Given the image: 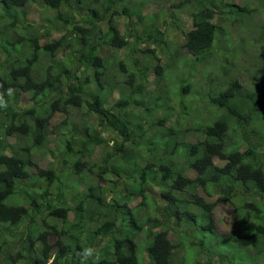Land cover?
<instances>
[{
  "label": "trees",
  "instance_id": "trees-1",
  "mask_svg": "<svg viewBox=\"0 0 264 264\" xmlns=\"http://www.w3.org/2000/svg\"><path fill=\"white\" fill-rule=\"evenodd\" d=\"M148 1H157L167 14L157 24L151 13V25L140 30L148 21L143 13ZM133 2L0 0V54H5L0 94L7 105L0 107V256L7 254L0 264H80L79 253L89 246L99 251L97 264H141V248L147 264H264V90L205 71L210 81L202 91L190 76L223 37L228 51L221 53L219 69L229 73L234 44H226V28L214 18L248 22L259 8L231 0ZM28 3L56 9L57 21L45 34L57 28L59 38L42 43L37 24L22 15ZM182 10L192 21L189 30L178 24ZM163 26L184 33L186 54L170 43ZM241 40L244 45L246 38ZM121 49L126 54L116 66L124 78L113 81L110 52ZM158 49L177 67H189L184 74L179 69L178 83L165 91L161 82L174 65L164 64ZM254 78L264 76L257 71ZM153 84L157 90L149 89ZM21 94L32 102L22 105ZM74 107L86 119L82 126L72 121ZM58 112L65 117L51 123ZM92 114L101 130L92 127ZM102 130L114 135L108 139ZM50 133L65 147L49 151L55 156L61 151L63 162H71L69 174L76 171L85 188H75L54 166L31 171L32 154L47 145ZM103 143L110 148L93 159ZM105 179L111 184L98 183ZM120 179L127 197L115 191ZM221 199L233 209L230 231L218 230L215 209Z\"/></svg>",
  "mask_w": 264,
  "mask_h": 264
},
{
  "label": "rangeland",
  "instance_id": "rangeland-1",
  "mask_svg": "<svg viewBox=\"0 0 264 264\" xmlns=\"http://www.w3.org/2000/svg\"><path fill=\"white\" fill-rule=\"evenodd\" d=\"M135 1H137L136 3L141 2V0H134L133 3H135ZM173 1L178 2L181 0H163V3L169 6V4H171V2ZM231 1L235 4H241V5L244 3H248L252 7H258L259 10H257L253 16L249 17L248 22H246V19L245 21H242L243 19L241 20L239 19V21H235L234 18L232 17L226 20H223L222 15H219V14L216 15V17L214 18L215 22L221 21L222 24L226 28V33L229 38V43H226V44H231V45L232 43L234 44L232 45V50H231V56H233V65L231 66L229 73L224 75V73H221L222 70L219 69V67L222 66V63L225 61V56L224 54H221V53L228 51L227 48L224 46V42L226 40L223 39L224 38L223 37L219 41H217L215 44L216 52L209 55V58L206 59L205 61L203 60L202 63L197 64L196 69L194 70V74H191L190 76L192 77L194 81L195 88L202 89V91L208 88L209 86L208 82L210 81V79H208L205 76L204 74L205 71H209V73H214L215 76H219L220 80L222 81L224 80V78L226 79H229L231 77L238 78L243 85H248L249 88L264 90V79L254 78V73L257 71L260 72L264 76V51H263L264 50V1L262 0H231ZM143 6H145L143 8V13L145 15H148V18H147L148 21L145 20L143 23H140L137 26L138 29L145 30L146 24L151 25V20H149L150 19L149 15L151 13H156L157 18H156L155 23L161 24L160 21L161 19H163L162 17L165 16L167 13L166 14L162 13L158 2L157 1L156 2L154 1L144 2ZM117 7L119 9L121 8L120 5ZM178 14L181 15L180 19L178 20V24L182 25V29L189 30L192 27V21L190 20V16L188 12L186 10H182ZM22 15L28 18L30 21H33L35 24H37L36 32L41 33L42 43H45L49 40H54V39L59 38L61 31H58L57 28H53L52 26H51L52 34L50 36H47L45 34V29L49 27L50 24H53L55 20L57 21L56 9L46 8V9L41 10L38 7V5L28 3L24 7ZM46 19L48 20L46 21ZM135 20H136V17H134L133 20H131L132 24H134ZM251 21H252V24H251ZM126 24H127L126 18L122 17L119 19V25H120V29L122 32L126 31ZM250 24L251 26H254V29H252V27L249 29L247 25H250ZM163 29H165V31L167 32L170 38V43H173L176 47H179L182 54H186L187 53L186 48L183 47V41L185 40V36H184V33L180 31L179 27L178 26H167V27L163 26ZM241 37L246 38V43L244 45L242 43ZM236 44H237V48H235ZM241 44L245 48H243ZM154 46L156 47L155 44H152L151 48H154ZM257 46H259V49L255 51ZM158 51H159V56L161 57L162 62L164 64H166L167 62L173 63V61L170 59L169 54L163 55L161 54V51L159 49ZM110 53H112V56H113L112 57L113 60L110 63V66H111L110 71H109L111 73L110 79L112 78L113 81L116 80L117 77L123 79L124 78L123 73L118 72L119 66L118 65L116 66L117 64L116 62L119 60V55H125L126 52L124 49H121L120 51L113 50ZM62 55H63V52H60L58 57L61 58ZM0 58H1V62L5 63V54L3 53L0 54ZM173 65L174 67L169 68L168 75L166 79H164V84L161 82V87L164 88V91L168 89L167 88L168 84L173 85L175 82L178 83L182 70H183V74L184 72H188L189 70L188 66L179 68L176 66L175 63H173ZM179 69H182V70H179ZM151 79H154V77L152 78L151 76ZM216 84L217 82L214 83V86ZM120 86H123V85H120ZM149 89L157 90L155 84L150 85ZM156 92L157 94L160 93V91H155V93ZM164 93L167 96L169 92H164ZM118 95L119 94L117 91V93L114 94V96L111 98L110 102L112 103L113 101H115ZM172 97L173 99L171 100V103H176L178 101V97L175 95H173ZM20 99H21L22 105L27 106L28 104L32 102V100H30L28 95L26 94H21ZM163 107L166 108L164 105ZM70 112L72 114V117L75 118L72 121L81 124V126L86 122V119L81 118L82 111L80 109H77L76 107H74L71 109ZM213 112L216 113V110L212 107L211 113ZM207 113H208V110H205V111L203 110V115L209 116ZM200 115H202V113H200ZM64 117H65V114L63 112H58L53 117L51 123L58 124L60 123V121L63 120ZM90 120L92 121V127H97L100 130L102 129L100 126L97 125L98 120L95 115L92 114ZM101 134L102 136H106L108 139L114 135L113 132L103 131V130ZM55 135H56L55 133H50L47 145L43 149L35 148L34 153L32 154L33 155L32 158L35 162L34 164H32V166H30L31 171L32 172L37 171L38 167L47 168L48 166H54L58 170H62L61 173H64V174L66 173L69 175L70 183H72L73 181L76 182L75 188H78V189L85 188L86 184L84 183L83 180L79 178V175L78 173H76V171L73 172L72 175L69 174L70 173L69 171H72V169H70L71 162L68 164H65L63 162L64 156H62L61 151L58 150L57 151L58 154L56 156L49 151L50 149L56 150L58 147L59 148L65 147L63 143H59V144L57 143ZM14 141H15L14 138L10 140L11 143ZM104 144L105 143L101 145H97L95 147L93 159H95V157L98 158L102 154L103 151H106L108 148H110L109 146L104 145ZM70 158L71 156H68V159ZM82 173H85V171H83ZM98 183L100 185L107 186L111 184V181H107L105 179V180H99ZM115 191H120L123 194L125 193L127 194L124 183L122 182V179L119 180L115 188ZM113 192L114 191H110V196L114 195ZM126 194L125 196L127 197ZM158 194H159L158 191L153 190L154 196ZM201 194L204 196L206 195L205 192L203 191ZM217 197L219 196H216L214 199H217ZM152 198L154 199V197ZM141 199H142L141 196H139L138 198L131 200L130 205L134 206L136 203L140 202ZM68 201H69L68 203L72 205L71 196H69ZM215 210H216L215 219L217 222L218 230L221 232L230 231V229L233 227L232 225L236 222L233 219L234 213H233V209L231 205L226 200L221 199L217 203ZM69 219L71 221L74 219L73 211L70 212ZM172 233L173 232L170 231V236L172 237V239L177 240V236L175 237V235ZM139 236L137 239L139 243L141 244L144 241L143 237H145V232L141 233ZM55 240H56V237L54 235H51L49 237V242H53ZM98 245H101V243H98ZM14 246L16 247V245ZM178 252H179L178 255L180 257L184 255L183 249L179 248ZM139 253L142 257L141 264H147L148 257H147L146 251L141 248L139 249ZM6 255L7 254H3L2 256H0V263L2 260H4V258H6ZM18 264H21V263H18Z\"/></svg>",
  "mask_w": 264,
  "mask_h": 264
},
{
  "label": "clouds",
  "instance_id": "clouds-1",
  "mask_svg": "<svg viewBox=\"0 0 264 264\" xmlns=\"http://www.w3.org/2000/svg\"><path fill=\"white\" fill-rule=\"evenodd\" d=\"M11 92L12 90L9 89L8 94L11 95ZM0 107H7L2 94H0ZM79 255L81 258L80 264H89V262H91V264H97L99 260V251L95 247H85Z\"/></svg>",
  "mask_w": 264,
  "mask_h": 264
}]
</instances>
